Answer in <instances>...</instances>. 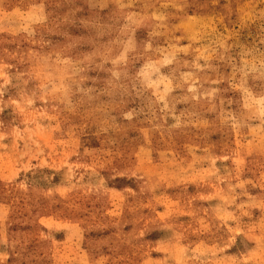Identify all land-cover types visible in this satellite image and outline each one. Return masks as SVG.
<instances>
[{
    "label": "rangeland",
    "instance_id": "374dc122",
    "mask_svg": "<svg viewBox=\"0 0 264 264\" xmlns=\"http://www.w3.org/2000/svg\"><path fill=\"white\" fill-rule=\"evenodd\" d=\"M0 264H264V0H0Z\"/></svg>",
    "mask_w": 264,
    "mask_h": 264
}]
</instances>
